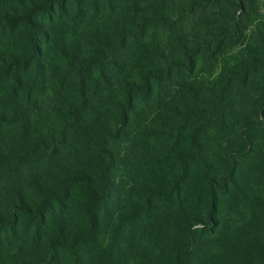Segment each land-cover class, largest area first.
Segmentation results:
<instances>
[{
  "label": "trees",
  "instance_id": "trees-1",
  "mask_svg": "<svg viewBox=\"0 0 264 264\" xmlns=\"http://www.w3.org/2000/svg\"><path fill=\"white\" fill-rule=\"evenodd\" d=\"M0 264H264V0H0Z\"/></svg>",
  "mask_w": 264,
  "mask_h": 264
}]
</instances>
